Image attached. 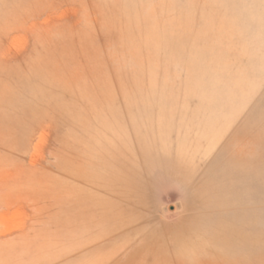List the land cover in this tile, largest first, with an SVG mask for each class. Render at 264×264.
<instances>
[{"label":"rangeland","instance_id":"1","mask_svg":"<svg viewBox=\"0 0 264 264\" xmlns=\"http://www.w3.org/2000/svg\"><path fill=\"white\" fill-rule=\"evenodd\" d=\"M0 264H264V0H0Z\"/></svg>","mask_w":264,"mask_h":264},{"label":"bare ground","instance_id":"2","mask_svg":"<svg viewBox=\"0 0 264 264\" xmlns=\"http://www.w3.org/2000/svg\"><path fill=\"white\" fill-rule=\"evenodd\" d=\"M212 125V124H211ZM140 165V164H139Z\"/></svg>","mask_w":264,"mask_h":264}]
</instances>
